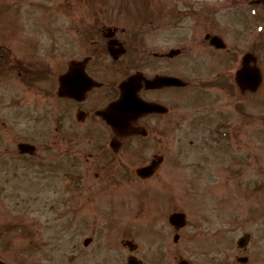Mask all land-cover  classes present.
<instances>
[{
	"label": "rangeland",
	"instance_id": "374dc122",
	"mask_svg": "<svg viewBox=\"0 0 264 264\" xmlns=\"http://www.w3.org/2000/svg\"><path fill=\"white\" fill-rule=\"evenodd\" d=\"M89 1L0 0V43L12 41L9 29L19 21L21 38L31 34L72 48L73 20L75 25L85 24L91 17ZM190 2L192 8H214L217 13L209 16L218 21L229 53L212 55L207 64L194 60V65H185L182 72L190 67L195 72L189 74L202 80L182 91L185 124L179 131L184 142L166 148L157 175L122 186L126 196L117 200L118 207L107 217L109 225L98 219L97 234L91 193L85 186L66 185L72 159L61 156L58 160L55 150L46 147L50 129L41 124L36 137L40 159L5 158L15 145L11 136L5 138L0 107V257L10 264H127L130 254L144 264H179L181 260L224 264L227 258L231 264H264V10L252 0ZM108 6L111 15L136 13V7L126 9L123 0H108ZM42 26V34L34 31ZM17 51L21 56V49ZM247 51L256 55L263 76L261 86L252 92L240 91L233 75ZM218 72L224 73V83H203ZM63 132L70 133L69 129ZM152 150L144 152L146 158ZM144 160H127V173L133 174ZM74 206L79 212L69 213ZM62 210L64 217H60ZM174 211H183L187 217L178 230L168 221ZM247 232L250 238L243 250L235 240ZM174 234L179 235L177 240ZM125 239L134 241L137 248L129 250ZM239 255H246L248 261L237 262Z\"/></svg>",
	"mask_w": 264,
	"mask_h": 264
},
{
	"label": "flooded vegetation",
	"instance_id": "af4514ba",
	"mask_svg": "<svg viewBox=\"0 0 264 264\" xmlns=\"http://www.w3.org/2000/svg\"><path fill=\"white\" fill-rule=\"evenodd\" d=\"M123 1L126 9L135 6L136 13L111 15L108 0H90L87 6L91 17L85 24L75 25L73 12L72 48L31 34L21 38L17 32L19 21L8 33L12 41L0 43V107L5 119L2 126L6 140L11 136L15 145L13 153H7L5 158L19 161L39 157L36 139L42 127L50 129L46 147L55 150L58 160L61 156L72 159L66 185L85 186L91 193L95 234L98 219L109 225L107 217L118 207L117 200L126 196L122 186L157 175L166 159V148L184 142V133L179 131L185 124L182 91L202 80L192 77L195 71L190 67L188 72H182L185 65H194V60L207 64L212 55H227L230 50L218 21L213 22L216 19L209 16L217 13L214 8H192L190 0ZM191 18L194 25L190 24ZM43 28L36 27L34 31L42 34ZM23 31L32 33L30 29ZM17 49H21V56ZM68 71L71 73L66 89L60 91L59 78ZM165 77L184 79L187 84L162 80ZM222 80L224 73L218 72L203 83L214 85L224 83ZM124 81L131 96L146 101L148 107L119 121L110 108L122 97ZM130 102L134 108L137 102ZM65 129L70 133L63 132ZM20 142L35 144V150L21 152ZM149 148L154 150L146 158L144 152ZM130 158L145 159L137 165L157 161L158 171L145 178L136 175V167L129 174L126 167ZM111 202L117 203L114 206ZM64 210L60 217H64ZM78 210L74 206L68 212L76 214ZM173 239L177 240V236ZM248 240L239 246L237 238L235 244L245 250ZM236 258L237 262L248 261L246 255ZM4 263L9 262L0 257V264ZM224 264H231L229 258Z\"/></svg>",
	"mask_w": 264,
	"mask_h": 264
},
{
	"label": "water",
	"instance_id": "95a60500",
	"mask_svg": "<svg viewBox=\"0 0 264 264\" xmlns=\"http://www.w3.org/2000/svg\"><path fill=\"white\" fill-rule=\"evenodd\" d=\"M250 60H255V57L250 53L246 54L243 57L242 60V66L239 70L236 71V82L239 86L242 88H248V89H256L259 86V83L261 82V74L259 72L258 67L255 64H250ZM69 74V73H68ZM68 79L67 76H63L60 79V82L62 83V88L64 85H66V80ZM174 83H180L182 81L176 79L172 80ZM124 94L121 100L116 102L113 107L115 110V113H118L120 115V119L124 118L125 115H129L128 111H130V95L128 94V91L126 89V84L124 86ZM141 109V107L139 106ZM157 163L153 161L151 164H148V166L141 167L137 169V172L141 176H148L149 174H152L156 170ZM171 223L174 224L176 228L181 227L186 222V217L183 213H172L170 216ZM131 244V242H130ZM131 247L133 245L131 244ZM129 264H142V262H139L134 257H130L128 259Z\"/></svg>",
	"mask_w": 264,
	"mask_h": 264
}]
</instances>
